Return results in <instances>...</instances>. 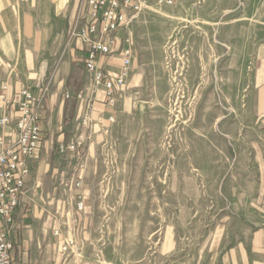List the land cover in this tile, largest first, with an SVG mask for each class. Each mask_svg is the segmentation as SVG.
Segmentation results:
<instances>
[{"label":"rangeland","instance_id":"374dc122","mask_svg":"<svg viewBox=\"0 0 264 264\" xmlns=\"http://www.w3.org/2000/svg\"><path fill=\"white\" fill-rule=\"evenodd\" d=\"M125 31L131 77L89 143L82 264H201L218 227L264 223V0H145Z\"/></svg>","mask_w":264,"mask_h":264},{"label":"crops","instance_id":"0c3cea01","mask_svg":"<svg viewBox=\"0 0 264 264\" xmlns=\"http://www.w3.org/2000/svg\"><path fill=\"white\" fill-rule=\"evenodd\" d=\"M86 10L80 0H0V89L8 86L2 92L0 106L4 109V101L9 102L6 108L14 116L22 99V89L30 88L36 95L41 87L46 88L40 110L45 138L40 154L30 161L32 174L17 215L14 241L19 249L15 264H82L85 260L82 252L63 256V241L53 231L59 226L64 229L73 220L69 235L82 243L92 222L85 170L83 186L76 191V197L83 196L84 211H76L73 198L58 185V173L67 170L58 152L59 145L80 137L86 139L89 133L81 120L94 81L87 71L81 70L85 69L87 47L71 35L74 24ZM125 30L115 34V44L122 50L130 48L131 42ZM121 66L119 53L102 62V68L114 74ZM260 66L252 109L255 125L264 133V59ZM66 93L71 95L70 99H66ZM79 93L85 95L84 101L77 99ZM106 100L101 87L95 92L94 125L87 140V159L91 156L89 143L93 135L106 129L114 115ZM259 201L264 210V193ZM226 231V228H217L201 264H264V223L240 231Z\"/></svg>","mask_w":264,"mask_h":264},{"label":"built area","instance_id":"2783aa9c","mask_svg":"<svg viewBox=\"0 0 264 264\" xmlns=\"http://www.w3.org/2000/svg\"><path fill=\"white\" fill-rule=\"evenodd\" d=\"M80 1L87 10L74 24L71 35L86 45L84 67L94 81L81 120V125L89 133L86 139L80 137L72 143L59 145L58 152L67 170L58 173V185L61 191L73 198L74 209L82 212L85 210V201L82 195L76 197V191L83 186L87 140L91 138L90 132L94 125L95 92L104 88L107 106L111 109L116 107L118 94L131 77L133 53L130 48L122 50L116 46L115 34L127 29L143 9L145 0ZM114 53H119L122 66L119 72L111 74L102 68V62ZM7 90L8 86L0 89V98L2 92ZM45 95L46 88L43 87L36 95L30 88L22 89V99L14 116L6 108L9 102L4 101V109L0 106V264H15L19 249L14 241L18 229L17 215L26 193V183L32 174L30 161L40 154L45 138L40 113ZM65 97L70 99L71 95L66 93ZM77 99L84 101L85 95L79 93ZM113 120L114 116H111L110 121ZM53 235L63 241V256L81 253L82 244L69 235L66 226L64 229L56 227Z\"/></svg>","mask_w":264,"mask_h":264}]
</instances>
